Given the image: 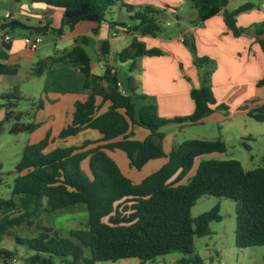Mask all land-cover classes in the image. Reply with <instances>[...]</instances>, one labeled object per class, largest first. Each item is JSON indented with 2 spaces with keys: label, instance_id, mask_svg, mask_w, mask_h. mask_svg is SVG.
<instances>
[{
  "label": "trees",
  "instance_id": "obj_1",
  "mask_svg": "<svg viewBox=\"0 0 264 264\" xmlns=\"http://www.w3.org/2000/svg\"><path fill=\"white\" fill-rule=\"evenodd\" d=\"M22 1V0H17ZM29 3H43L64 10L62 26L56 32L62 34L72 30L80 22L102 23L108 10L120 2L131 19L137 21L135 31L142 36H156L162 29L157 23L163 16L149 6L136 9L122 0H24ZM197 10L199 21L224 12L225 23L235 37L242 36L246 29L237 26V17L251 10L254 4L242 5L234 11H227L230 0H190ZM115 26L114 23H111ZM48 27L39 28L44 32ZM97 34V31H95ZM256 35L264 49V23L256 27ZM194 55L196 67L200 70L198 88L191 89L195 109L191 115L161 118L155 105H145L139 110L133 100L135 88L130 80L131 91L123 95L119 80L113 74L114 67L106 64L105 72L98 78L100 82L113 84V90L101 95L108 108L101 112L97 104V94L92 92L91 59L85 49L87 37L75 40V45L61 55L50 56L39 61L34 75L40 76L55 65L69 64L78 68L84 77V89L88 92L85 101H76L72 122L59 134L60 139L74 137L91 129L102 135L99 142H85L81 146H70L48 150L50 135L37 144L27 145L15 167L12 194L19 203L22 197L34 196L36 201L31 211L9 218L0 225V236L10 228L22 224H32L31 219L42 213L85 204L87 220L83 228L71 229L69 237L44 229L32 239L16 237L15 242L28 248L32 254L25 259L26 264H97L138 259L140 263L153 262L158 257L181 253L180 264H205L194 254L195 240L211 236L212 222H220L219 206L198 217L192 216V208L203 196L229 198L236 203L235 244L238 248L264 246V167L245 170L237 159L201 160L206 155L224 153L227 146L221 139L186 140L173 147L169 154L163 148L164 133L161 129L171 123L200 124L216 111L227 110L224 105L214 107L216 101L211 90L210 78L212 61L198 57L194 38L188 35L185 42ZM103 56L109 54V43L102 46ZM161 51L148 49L138 38L118 54V60L126 62L142 56H159ZM205 65V68L203 67ZM130 70H133L132 67ZM15 69L0 63V74H15ZM264 86V77L259 82ZM15 87L8 93L0 94L6 107L4 122L0 123V133L6 122L14 121L10 134L31 132L36 126L21 123L23 114L13 108L23 98ZM42 105L38 104V108ZM248 116L256 122L264 123V103L251 110ZM141 126L150 133L144 141L134 139L132 128ZM105 142L103 145L94 144ZM124 152L130 165L141 170L149 161L168 158V162L158 171L135 184L120 170L117 163L104 150ZM89 160V173L82 168V162ZM264 162V153L262 156ZM196 166V167H195ZM194 170L191 177L188 175ZM187 178L186 183H181ZM13 199L3 204L20 210ZM88 251V255L86 254ZM0 260L15 262L14 252L0 249Z\"/></svg>",
  "mask_w": 264,
  "mask_h": 264
},
{
  "label": "crops",
  "instance_id": "obj_2",
  "mask_svg": "<svg viewBox=\"0 0 264 264\" xmlns=\"http://www.w3.org/2000/svg\"><path fill=\"white\" fill-rule=\"evenodd\" d=\"M122 1L136 9L149 6L162 11L163 15L166 14L176 20L177 28L172 31L161 30L156 36H142L135 31L137 21L131 19L133 13H128L118 2L108 10L104 22L100 24L80 22L74 29H66L62 34H59L56 31L62 26L63 9L50 7L43 3H29L24 0H0V63L16 71L11 75L0 74V94L8 93L15 87L20 90L24 79L30 82L33 80L38 82L42 79V93L46 99L45 102L42 100L39 103L33 102L27 113L17 110L18 106L13 108L16 113L23 114L22 120L29 118L28 122L21 120V123L36 126L31 132L17 134L21 140L24 139L25 145L21 148L20 154L27 145L37 144L47 135H50L51 141L48 150L81 146L85 142H99L102 139V135L98 131L91 129L66 139L58 137L60 132L72 122L76 101H85L88 97V92L84 89L83 74L78 68L60 63L40 76L34 75L35 66L39 61L71 50L75 45V40L80 37H87L88 40L85 49L91 59L92 92L98 95L97 104L101 105V112L109 106L108 102L103 103L101 95L109 94L114 88L113 84L98 80L104 74L106 64H108L110 67H114L113 74H116L119 80L123 95L130 94V80H133L135 88L133 100L138 110L145 105H155L161 118L173 119L191 115L195 109L191 89L199 87V73L189 46L179 39L181 36L192 35L197 56L206 57L212 61L213 70L210 83L216 101L214 107L219 105L227 107L225 112L216 111L202 120L200 124H196L205 126L214 124L220 128L218 136L202 139H221L226 144L230 131L235 128L239 133L237 138L239 141L253 139V136L246 130V126L251 124L252 127H256L249 123V119L252 118L248 116V113L264 103V86L259 85L264 77V49L256 35V27L264 23V0L229 1L226 10L230 12L242 5L254 4L251 10L243 12L237 17V26L246 29V32L239 37H235L227 27L223 11L205 22L199 21L197 10L194 9L196 13L190 12L193 8L190 0ZM7 14L11 15V18H6ZM111 23H114L115 26H112ZM43 27H48V29L41 33L38 32V29ZM38 35L42 37V43L37 49L31 50L26 46L25 39ZM5 36L10 37L9 42L4 41ZM134 38H138L148 49L160 50L161 55L142 56L134 61H119L118 54L127 48ZM259 38L264 39V36ZM105 42L109 43V54L103 56L101 50ZM117 45L121 47V50H118ZM131 67L133 70H130ZM125 72L127 89L124 88L123 79L120 78V75ZM4 104L5 101L0 99V105ZM38 104H41L42 107L38 108ZM6 111V107L0 108V123L5 120ZM6 123L14 124L13 121ZM196 125L171 123L164 126L161 132L164 133L163 148L165 153L169 154L174 146L180 144L177 131ZM261 129L264 130V127ZM132 131L134 139L138 141H144L150 133L141 126H134ZM103 144L105 142L94 144L92 147ZM244 145L251 151L250 146L245 143ZM104 151L117 163L122 173L135 184L140 183L168 162L167 157L154 159L141 170H136L130 165L124 152L106 149ZM204 157L196 161V166ZM88 163V159L82 162V168L86 173H89ZM253 165L250 166L248 163L247 167H243L245 170H252ZM136 171H145L146 175L140 176ZM193 173L194 170L187 178L191 177ZM187 178L181 183H186ZM27 197L28 203L25 206H22L23 202L20 201L19 204L22 206L20 210L10 207L7 215H20L30 211L36 199L34 196ZM4 202L0 201V204ZM80 211L87 212V206L85 205ZM43 214L47 213L41 215ZM78 220H74V223ZM80 223L82 225L81 221ZM19 226L26 228L27 236L23 239L35 238L44 229L51 230V233L56 232L61 237H69L71 230L64 226L58 228L39 227L27 223ZM9 231L7 234L10 233ZM17 245L20 247L18 250L22 254L21 257L26 255L25 259H27L32 254L25 246ZM86 254H89L88 251ZM220 255L222 257V252ZM262 259L264 260V255ZM179 260L177 259V264H180ZM15 261L18 262L17 257H15ZM204 263L207 264L206 261ZM138 264L142 263L139 261ZM145 264H149V262ZM216 264L223 263L217 262ZM253 264L259 263L253 261Z\"/></svg>",
  "mask_w": 264,
  "mask_h": 264
},
{
  "label": "rangeland",
  "instance_id": "obj_3",
  "mask_svg": "<svg viewBox=\"0 0 264 264\" xmlns=\"http://www.w3.org/2000/svg\"><path fill=\"white\" fill-rule=\"evenodd\" d=\"M191 13L195 10L192 8ZM196 13V12H195ZM157 23L162 30H175L177 28L175 24V19L168 15L158 16ZM168 24H172L169 26ZM194 24V23H192ZM118 50H121L120 46L117 45ZM119 64V61H117ZM119 66V65H118ZM205 68V65H203ZM129 69V68H128ZM198 70V77L200 76V70ZM125 74H121L120 78L123 79L124 88L127 89V77ZM29 81L23 80L21 89L18 91L22 96V100L18 102L17 110L24 113L29 112L32 103H39L41 100L46 101L42 93L43 80ZM29 118H24L22 122H28ZM249 123L255 125L256 128L252 127L251 124L246 126V130L253 136V139L246 141H239L237 129H232L226 140L227 150L224 153H214L206 155L203 160L216 159V160H229L237 159L244 167H247L249 163L252 169L264 167V162L262 161L263 150H264V124L256 122L253 119H249ZM14 122V121H13ZM12 124H4L3 127L5 131L0 133V201H10L13 199V203L16 201V197L13 196V184L17 177L15 170L16 165L20 161V150L24 145V139L21 140L19 135L10 134L9 129ZM220 134V128L214 124L196 125L188 126L184 130L177 131V136H179V143L186 140H204V137H215ZM28 139V134H27ZM244 143L250 146L251 151L247 149ZM85 170V169H83ZM138 175H146L145 171L138 172ZM22 199V200H21ZM20 199L23 202L22 206H25L28 202V197H22ZM19 201V202H20ZM18 203V202H16ZM19 204V203H18ZM219 206L220 215L222 220L220 222H212L210 228L212 235L204 238H199L195 240L194 244V254L192 256H185L186 258L199 256L207 264H216L217 262L223 264H253V261H257L259 264H264V246L262 247H251V248H238L235 244V230H236V203L229 198H219L214 196H203L198 200L196 205L192 208V216L198 217L202 213L208 212L215 206ZM19 204V207H22ZM85 207L84 204L69 207L63 209L57 213H47L39 214L31 219L33 226H48L52 228H58L64 226L69 229H81L84 227L87 220V212H81L80 210ZM9 206L6 204H0V225L6 222L9 218L19 216L17 215H7L9 211ZM31 211V210H30ZM80 219V220H78ZM74 220H78L74 223ZM82 222V225L80 223ZM26 228L21 226H15L10 228L9 234H4L0 236V249H6L14 252L15 257L18 258V262L5 263L0 260V264H26V255L21 257V252L18 250L20 247L15 242V237L25 238L27 236ZM222 252V257L220 253ZM220 257L218 258V256ZM184 255L181 253H174L162 257L156 258L154 262H149V264H177V259L183 258ZM213 258V261H211ZM138 259H125L117 262H99L97 264H138Z\"/></svg>",
  "mask_w": 264,
  "mask_h": 264
},
{
  "label": "built area",
  "instance_id": "obj_4",
  "mask_svg": "<svg viewBox=\"0 0 264 264\" xmlns=\"http://www.w3.org/2000/svg\"><path fill=\"white\" fill-rule=\"evenodd\" d=\"M6 18H11V15L7 14L6 15ZM187 37H184V36H181L179 39L181 42H185V39ZM4 41L5 42H9L10 41V37L9 36H5L4 37ZM42 43V37L41 36H35V37H32V38H26L25 39V44L28 48H30L31 50H35L37 49L40 44Z\"/></svg>",
  "mask_w": 264,
  "mask_h": 264
},
{
  "label": "water",
  "instance_id": "obj_5",
  "mask_svg": "<svg viewBox=\"0 0 264 264\" xmlns=\"http://www.w3.org/2000/svg\"><path fill=\"white\" fill-rule=\"evenodd\" d=\"M186 37V36H185Z\"/></svg>",
  "mask_w": 264,
  "mask_h": 264
}]
</instances>
